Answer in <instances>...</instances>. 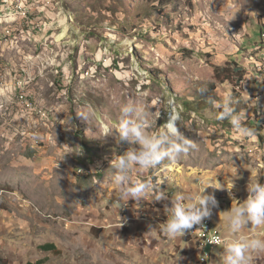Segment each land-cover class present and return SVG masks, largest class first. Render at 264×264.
Listing matches in <instances>:
<instances>
[{"label": "rangeland", "instance_id": "rangeland-1", "mask_svg": "<svg viewBox=\"0 0 264 264\" xmlns=\"http://www.w3.org/2000/svg\"><path fill=\"white\" fill-rule=\"evenodd\" d=\"M23 1L0 0V264H223L224 238L203 263L188 231L163 229L180 192L222 187L227 209L264 179V0H53L33 13ZM235 66L242 77L216 79ZM225 97L253 136L217 118ZM133 102L148 134L178 112L195 144L128 170L125 186L152 185L139 201L121 198L112 167L139 147L119 140Z\"/></svg>", "mask_w": 264, "mask_h": 264}, {"label": "clouds", "instance_id": "clouds-1", "mask_svg": "<svg viewBox=\"0 0 264 264\" xmlns=\"http://www.w3.org/2000/svg\"><path fill=\"white\" fill-rule=\"evenodd\" d=\"M215 106L222 109L218 112L219 120H228L233 129L245 136H253L254 131L242 124V115L236 113L232 107L231 97H225L222 103ZM138 109L135 102L125 104L120 109L119 119V140L121 143H134L139 147L127 151L112 162L116 169L114 181L121 186V198L139 201L144 198L152 189L148 182H137L131 186H125L128 182L127 172L136 165L139 168L151 169L156 167L165 158H175L181 153H187L195 144L180 131L178 112L170 113L164 123V129L160 132L148 134L144 124L139 119H134ZM207 187L196 196H186L183 192L176 195L175 201L170 202V217L163 229L168 237L174 238L184 235L194 226L203 225L202 220L209 218L214 207H218L215 198V190L207 192ZM249 198L242 206H237L225 217V223L232 232H239L246 225L251 224L252 228L264 225V184L256 183L249 187ZM196 202H188L185 201ZM264 251V240L251 239L246 241H234L225 248L223 264H250L248 253Z\"/></svg>", "mask_w": 264, "mask_h": 264}, {"label": "crops", "instance_id": "crops-1", "mask_svg": "<svg viewBox=\"0 0 264 264\" xmlns=\"http://www.w3.org/2000/svg\"><path fill=\"white\" fill-rule=\"evenodd\" d=\"M12 2H9L8 5H3L4 9H6V16L7 17H12L13 14H16L15 10L18 11L16 8H20L16 6L15 4H11ZM55 1L53 0H24L23 4L21 5L23 9H26L27 11L34 12L35 8L36 9H47V6H54ZM44 4V5H43ZM12 24L17 23V21H12L11 18L9 19ZM250 147V145H248ZM257 183L264 184V179H261V181H257ZM246 193L242 194L244 196ZM250 195V193H248ZM247 195V196H248ZM247 196L241 197V200H234L229 197L228 202H229V207L227 209H224L221 205V202H218V207H214L212 210V217L213 221L215 222L214 224L217 225L218 231L221 234V236L226 240V243L219 248V253L211 252L214 254L215 257L222 258L225 253V248L228 246L229 243L234 242V241H246V240H251V239H261L264 240V225H261L259 227L252 228L251 224L246 225V227H243L239 232H232L229 229V226L225 223V217L229 214L231 209L237 207V206H242L243 203L248 199ZM227 200V199H226ZM101 223V222H100ZM215 225V228H216ZM104 229H108L103 227ZM185 237V236H184ZM103 238V236H102ZM190 241V240H189ZM196 246V245H195ZM250 256V264H264V251H256V252H250L248 253ZM212 255V259L214 257Z\"/></svg>", "mask_w": 264, "mask_h": 264}, {"label": "built area", "instance_id": "built-area-1", "mask_svg": "<svg viewBox=\"0 0 264 264\" xmlns=\"http://www.w3.org/2000/svg\"><path fill=\"white\" fill-rule=\"evenodd\" d=\"M262 37L264 42V34ZM25 104H29L27 100H25ZM213 223L211 216L205 218L202 220L203 225L194 226L193 229L188 230L186 236L202 251L203 263L209 261L212 248H217L223 244V237Z\"/></svg>", "mask_w": 264, "mask_h": 264}, {"label": "trees", "instance_id": "trees-1", "mask_svg": "<svg viewBox=\"0 0 264 264\" xmlns=\"http://www.w3.org/2000/svg\"><path fill=\"white\" fill-rule=\"evenodd\" d=\"M262 27H263V30L261 31V40L263 41L262 36L264 34V24L262 25ZM256 55H257V53H256ZM237 69H239L237 66H235L234 69L216 67L215 68V77H216V79H219V77L222 73V77L219 79L220 83L223 84L224 82H232L234 75H239L240 77L243 76V71L242 70L236 71ZM263 138H264L263 136H259V140L261 142L264 141ZM216 193L217 192H215L214 194L216 195ZM40 249L44 252H47V253H56L57 252L56 246L54 244L43 245Z\"/></svg>", "mask_w": 264, "mask_h": 264}, {"label": "bare ground", "instance_id": "bare-ground-1", "mask_svg": "<svg viewBox=\"0 0 264 264\" xmlns=\"http://www.w3.org/2000/svg\"><path fill=\"white\" fill-rule=\"evenodd\" d=\"M263 42V41H262ZM225 242V240L223 239V243Z\"/></svg>", "mask_w": 264, "mask_h": 264}]
</instances>
